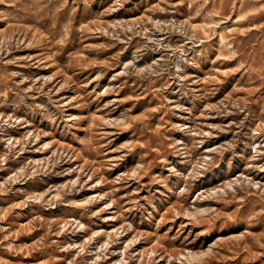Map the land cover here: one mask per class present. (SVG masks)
I'll return each mask as SVG.
<instances>
[{"label":"rangeland","instance_id":"rangeland-1","mask_svg":"<svg viewBox=\"0 0 264 264\" xmlns=\"http://www.w3.org/2000/svg\"><path fill=\"white\" fill-rule=\"evenodd\" d=\"M0 264H264V0H0Z\"/></svg>","mask_w":264,"mask_h":264}]
</instances>
